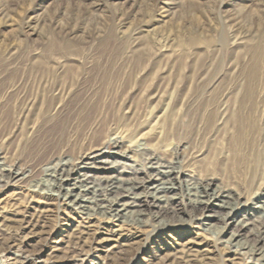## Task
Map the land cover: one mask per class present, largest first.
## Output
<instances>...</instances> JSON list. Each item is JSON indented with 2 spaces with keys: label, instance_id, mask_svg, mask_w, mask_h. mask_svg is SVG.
<instances>
[{
  "label": "rangeland",
  "instance_id": "1",
  "mask_svg": "<svg viewBox=\"0 0 264 264\" xmlns=\"http://www.w3.org/2000/svg\"><path fill=\"white\" fill-rule=\"evenodd\" d=\"M263 109L264 0H0V164L22 175L0 185V264H264L245 249L264 240L258 183L230 158L231 117L259 144ZM101 146L127 157L98 165L122 181L152 159L180 172L168 204L142 224L51 207L21 229L48 209L47 170ZM207 183L239 198L236 228L192 212L185 186Z\"/></svg>",
  "mask_w": 264,
  "mask_h": 264
},
{
  "label": "bare ground",
  "instance_id": "2",
  "mask_svg": "<svg viewBox=\"0 0 264 264\" xmlns=\"http://www.w3.org/2000/svg\"><path fill=\"white\" fill-rule=\"evenodd\" d=\"M231 118L233 123L236 124L237 129L236 136H234L232 139V144H234V147L231 149L230 158L234 162L238 173L244 176H249L251 177L252 181L258 183V193L255 194L254 199L256 206H254V208L263 214L264 134L259 144L248 143L244 141V138L250 131L244 128L241 120L237 118V115H234ZM257 131L258 130H256V132ZM112 141L114 148L117 149L121 147V143L118 141V139L113 138ZM103 148L104 146H101L99 149L85 153L75 166H67L68 163L63 162L57 168L48 169L46 177L48 178L47 180L49 183L38 184L39 188L45 192V203L48 209L44 210L42 214L37 217L35 225H32L28 222L27 226H22L21 229L23 228L24 230H27L30 227L35 228L39 219H46L48 216L47 213L54 210L51 207L59 210L62 209L79 212L85 216L87 224L91 223L93 220H108L115 222H130L131 224H142L145 222L144 216H146V214L153 208L159 209L163 205L168 204L169 195H171V193L175 190L176 182L180 184V172L175 171L172 167H160L157 165L158 161L156 159H152L149 161V166L147 167L148 173H151L152 176L146 178L137 177L139 178V181L137 182H132L129 180L122 181L115 176L105 175L103 172L106 170L104 166L107 164L109 159L116 161L121 159L127 160V157L122 152H114L111 153L110 156L104 157L105 153L101 152ZM100 164L104 166L98 167ZM90 175H99L96 181L98 183L89 182ZM21 177L22 175L18 169L17 171L13 169H4L0 164V185L1 183L8 184L13 181H18L21 179ZM185 189L186 195L188 197L187 200L192 212L198 215L199 220L203 221V223L209 224L210 221L220 218L221 216L222 220L226 223L225 227L230 226L229 228H232V225H234L235 228L237 227V224L232 222L234 221V210L238 205L237 201L239 198L236 199V197H234L232 194L216 189V187H213V185L210 183L205 185L194 184V187H192L191 184H187ZM175 213L177 214V212ZM159 222V225H164V220H160ZM91 227H94V225L88 226L87 228L89 229ZM108 232L112 233L110 230ZM237 233L229 234L230 240H233L235 237H237ZM82 234L83 232H80V238ZM93 239L95 240V237ZM7 240L10 241L8 244L10 245L8 247L9 250L17 246V244L14 243L16 240H18L17 237H9ZM2 241L0 239V247H2ZM107 241L110 240H101L100 238H97L98 244ZM245 249L251 256H258L264 260V240L251 241L248 245H246ZM23 260L28 262V260L31 259L24 257ZM233 264L238 263L233 262Z\"/></svg>",
  "mask_w": 264,
  "mask_h": 264
}]
</instances>
